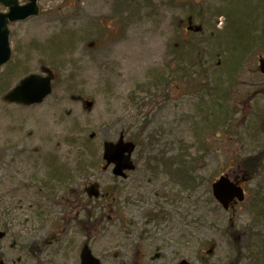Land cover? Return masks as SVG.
Segmentation results:
<instances>
[{"label": "rangeland", "instance_id": "rangeland-1", "mask_svg": "<svg viewBox=\"0 0 264 264\" xmlns=\"http://www.w3.org/2000/svg\"><path fill=\"white\" fill-rule=\"evenodd\" d=\"M39 6L11 25L0 69V260L81 264L87 245L102 264H264V0ZM188 15L201 35L186 32ZM243 30L248 42L233 46ZM182 42L192 46L181 56ZM44 68L56 78L43 104L3 101ZM121 135L137 142L127 179L102 158ZM225 174L251 179L230 211L212 194ZM93 183L98 200L84 192Z\"/></svg>", "mask_w": 264, "mask_h": 264}, {"label": "water", "instance_id": "water-1", "mask_svg": "<svg viewBox=\"0 0 264 264\" xmlns=\"http://www.w3.org/2000/svg\"><path fill=\"white\" fill-rule=\"evenodd\" d=\"M29 3L25 6H20L18 0H0L6 7L9 8L8 13H0V68L7 64L11 57L12 51L9 44V24L25 20L31 16L39 14L37 6L38 0H27ZM189 31L199 33L200 27L192 24L189 20ZM261 71L264 73V61H261ZM54 75L49 72L48 77L31 75L21 81V83L9 94L4 97V100L9 103L22 104L24 106L38 105L52 93V81ZM89 108H92V103H87ZM135 151L133 143H125L124 137L117 144L106 143L104 151V160L107 162V167L114 165L113 174L118 177H126L125 171H132L135 166L132 162V154ZM215 197L220 201L225 209L229 208V204L237 198L240 202L245 200L243 189L231 182L228 177H222L213 185ZM90 198H99V186L92 185L87 189ZM5 236L0 233V238ZM82 264H101L95 259L88 247L82 251ZM180 264H189L187 261H182Z\"/></svg>", "mask_w": 264, "mask_h": 264}, {"label": "trees", "instance_id": "trees-1", "mask_svg": "<svg viewBox=\"0 0 264 264\" xmlns=\"http://www.w3.org/2000/svg\"><path fill=\"white\" fill-rule=\"evenodd\" d=\"M189 17H192V19L195 20L194 16H192V15L189 16L188 15L187 18H189ZM259 22H261V20H258L256 22H254L252 20H249V24H247L245 27H246L247 30H252V28L256 27L259 24ZM260 25H261V23L258 25L257 29L261 28ZM249 33L250 32L244 31V30L241 31V32L236 33V35L234 36V42H233L232 45L233 46H239V47L241 46V48L242 47L244 48L245 44L248 42V40L250 38V34ZM258 33H259V35H261L263 33L261 35V37H260V38H262L263 35H264V31H261V32H258ZM191 46H192V44H187V42L186 43L185 42L184 43L182 42V44L180 45V48L182 50L180 55L182 56L184 53H186L183 49H186L187 50V47L190 48ZM187 55L190 58H193L194 57V51H191ZM4 157H5V155L0 150V162L2 161V159H4ZM258 158H260V157H257L255 159H258ZM176 160H179V159L176 158ZM176 160H173V158H172V159L168 160V162L166 161L167 162L166 168H167V170H174V171H176L175 174L178 177L181 174H183L185 171H184L183 167L182 168H174V164H175ZM251 178H252V175H251ZM232 263L233 264H237L236 261H232Z\"/></svg>", "mask_w": 264, "mask_h": 264}, {"label": "flooded vegetation", "instance_id": "flooded-vegetation-1", "mask_svg": "<svg viewBox=\"0 0 264 264\" xmlns=\"http://www.w3.org/2000/svg\"><path fill=\"white\" fill-rule=\"evenodd\" d=\"M3 233L6 234V236H7V233H6V232H3ZM6 236H5V237H6ZM0 262H1V260H0ZM0 264H1V263H0Z\"/></svg>", "mask_w": 264, "mask_h": 264}]
</instances>
